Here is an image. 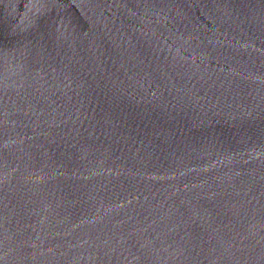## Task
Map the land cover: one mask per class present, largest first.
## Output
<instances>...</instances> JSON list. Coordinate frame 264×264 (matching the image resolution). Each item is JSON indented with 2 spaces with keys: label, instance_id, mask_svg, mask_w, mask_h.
<instances>
[{
  "label": "water",
  "instance_id": "95a60500",
  "mask_svg": "<svg viewBox=\"0 0 264 264\" xmlns=\"http://www.w3.org/2000/svg\"><path fill=\"white\" fill-rule=\"evenodd\" d=\"M0 264H264V0H0Z\"/></svg>",
  "mask_w": 264,
  "mask_h": 264
}]
</instances>
